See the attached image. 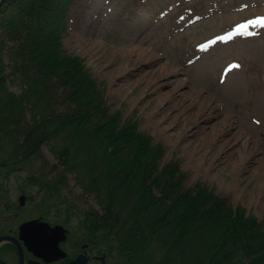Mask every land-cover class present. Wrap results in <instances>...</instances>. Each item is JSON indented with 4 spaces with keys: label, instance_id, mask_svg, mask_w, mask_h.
<instances>
[{
    "label": "trees",
    "instance_id": "trees-1",
    "mask_svg": "<svg viewBox=\"0 0 264 264\" xmlns=\"http://www.w3.org/2000/svg\"><path fill=\"white\" fill-rule=\"evenodd\" d=\"M72 4L0 3V180L30 165L25 185L39 186L43 202L67 215L76 211L65 196L73 173L97 198L102 214L85 217L109 241L98 249L116 264H177L184 254V264H264L257 218L202 184L186 187L177 161L160 170L164 147L120 110L111 112L85 58L65 51ZM7 67L21 93L10 90ZM44 145L58 166H47ZM154 244L165 248L166 261L154 259Z\"/></svg>",
    "mask_w": 264,
    "mask_h": 264
},
{
    "label": "rangeland",
    "instance_id": "rangeland-1",
    "mask_svg": "<svg viewBox=\"0 0 264 264\" xmlns=\"http://www.w3.org/2000/svg\"><path fill=\"white\" fill-rule=\"evenodd\" d=\"M263 15L264 0H74L63 47L85 58L112 112L121 110L163 145L161 167L178 161L188 188L205 185L254 214L264 230ZM6 73L10 90L20 93V78ZM243 149L247 159L235 164ZM43 152L49 167L58 165L48 145ZM24 170L10 177L15 197ZM67 177L66 199L78 215L99 210L95 194L73 173ZM18 210V223L39 214L32 200ZM151 251L166 261L165 248Z\"/></svg>",
    "mask_w": 264,
    "mask_h": 264
},
{
    "label": "flooded vegetation",
    "instance_id": "flooded-vegetation-1",
    "mask_svg": "<svg viewBox=\"0 0 264 264\" xmlns=\"http://www.w3.org/2000/svg\"><path fill=\"white\" fill-rule=\"evenodd\" d=\"M1 182H5V180H2ZM26 195L27 200L33 201V196H31L29 190ZM34 205L38 212L40 206L43 209V214L50 215V212L45 209L43 205L38 202L34 203ZM14 208L13 205L3 206L6 216L0 220V237L10 235L16 238L22 247L23 258H21L22 255L18 243L15 240H5L0 244V264H10L8 260H6L7 257L12 258V261H10L11 264H80L75 261L81 254L87 258L86 264H106L107 256L104 254H97L94 228L88 227L87 231L86 225L81 223L76 215L67 218L65 221H57L54 218H50V216H48L47 218L49 219H47L41 214H38L37 216L31 215L22 222L39 218L41 221L49 222L51 227H54L57 224L62 225L65 228V231L59 230L57 233H53L52 229H45L46 227L43 226L42 228L37 229L36 233H32V230L29 232L27 235L29 241L28 244H26V242L21 239L20 225L22 223H18L20 211ZM35 236L38 239H32ZM47 246L55 249H58L59 247V251H64L66 256L63 257L62 254L60 255V253L57 252L52 260L46 261L43 259V256H39L36 253L34 248H38V252H42Z\"/></svg>",
    "mask_w": 264,
    "mask_h": 264
},
{
    "label": "water",
    "instance_id": "water-1",
    "mask_svg": "<svg viewBox=\"0 0 264 264\" xmlns=\"http://www.w3.org/2000/svg\"><path fill=\"white\" fill-rule=\"evenodd\" d=\"M1 1V0H0ZM24 196H22V201L24 200ZM35 222H37V221H31V222H28V223H25L23 226H22V238H24L25 237V229H26V227H28L29 225H31V224H34ZM47 225V224H46ZM48 226V225H47ZM53 253H54V251L50 248V247H47V248H45L44 250H43V253H42V255H44V257L46 256L48 259H50V256L51 255H53ZM81 256L78 258V260L79 261H81V264H85V262H86V260L85 259H83V260H81Z\"/></svg>",
    "mask_w": 264,
    "mask_h": 264
},
{
    "label": "bare ground",
    "instance_id": "bare-ground-1",
    "mask_svg": "<svg viewBox=\"0 0 264 264\" xmlns=\"http://www.w3.org/2000/svg\"><path fill=\"white\" fill-rule=\"evenodd\" d=\"M185 86H186L185 82H181V83L177 84V86H175L174 88H175L176 91H182ZM163 87H164L163 85H157L155 89L157 91H159ZM207 118H209V116ZM248 154H247V150L246 149L245 150L243 149L241 151V157H240V159L235 164L244 162L247 159ZM21 229H22V227L20 226V230Z\"/></svg>",
    "mask_w": 264,
    "mask_h": 264
},
{
    "label": "snow or ice",
    "instance_id": "snow-or-ice-1",
    "mask_svg": "<svg viewBox=\"0 0 264 264\" xmlns=\"http://www.w3.org/2000/svg\"><path fill=\"white\" fill-rule=\"evenodd\" d=\"M235 67H239V65H235Z\"/></svg>",
    "mask_w": 264,
    "mask_h": 264
}]
</instances>
